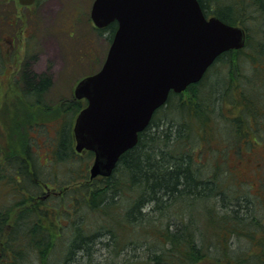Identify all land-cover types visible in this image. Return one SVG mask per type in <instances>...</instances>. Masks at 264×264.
I'll list each match as a JSON object with an SVG mask.
<instances>
[{
	"label": "trees",
	"instance_id": "1",
	"mask_svg": "<svg viewBox=\"0 0 264 264\" xmlns=\"http://www.w3.org/2000/svg\"><path fill=\"white\" fill-rule=\"evenodd\" d=\"M198 1L206 16L243 27L245 47L223 53L199 83L172 92L108 177L92 179L94 152L75 149L74 123L87 102L60 101L61 114L48 123L44 95L52 80L23 63L15 82L28 121L18 108L15 119L4 118L9 147L0 131L1 196L16 199L0 206V264H82L86 256L88 264H264V210L260 217L255 205L264 206V177L255 195H228L245 190L230 156L250 155L264 138V0ZM117 28L97 31L111 44ZM49 188L55 194L47 197ZM244 195L259 211L248 224L240 208L220 210L227 198Z\"/></svg>",
	"mask_w": 264,
	"mask_h": 264
},
{
	"label": "water",
	"instance_id": "2",
	"mask_svg": "<svg viewBox=\"0 0 264 264\" xmlns=\"http://www.w3.org/2000/svg\"><path fill=\"white\" fill-rule=\"evenodd\" d=\"M91 19L100 29L118 23L102 68L74 91L88 102L74 125L76 151L95 153L94 179L113 173L171 92L199 83L223 53L242 49L246 31L207 18L198 0H95Z\"/></svg>",
	"mask_w": 264,
	"mask_h": 264
},
{
	"label": "rangeland",
	"instance_id": "3",
	"mask_svg": "<svg viewBox=\"0 0 264 264\" xmlns=\"http://www.w3.org/2000/svg\"><path fill=\"white\" fill-rule=\"evenodd\" d=\"M93 2L94 0H39L35 5L25 8L18 0H0V52L5 55L6 62L0 75V114L3 111V117L0 116V131L6 147H9L12 140L9 141L5 119H15L18 115L17 108L19 115L27 119V115L22 112V107L27 108L22 101L23 91L15 82L23 63L28 62L27 69L33 73L49 75L52 80L53 87L44 95L52 109H48L50 112L46 114L48 123H54L61 114L58 112L60 101L74 99L77 84L102 67L110 43L107 40L108 33L100 34L93 25ZM244 152L242 158L230 156L229 163L234 167L237 179L241 181L237 187L245 189L241 191L233 187L228 195L235 197L243 193L255 195L263 182L264 138L258 139V144L250 155ZM3 191H0V206L9 207L16 199L2 197ZM45 193L49 196L55 194L52 189H45ZM255 205L262 214L264 206L261 200H257ZM19 208H16L18 212ZM195 208L197 211L201 208L199 203ZM100 252L104 259L107 250L102 249ZM109 256L111 258L112 254ZM110 258L108 259L112 260ZM121 260L122 258L117 264Z\"/></svg>",
	"mask_w": 264,
	"mask_h": 264
},
{
	"label": "bare ground",
	"instance_id": "4",
	"mask_svg": "<svg viewBox=\"0 0 264 264\" xmlns=\"http://www.w3.org/2000/svg\"><path fill=\"white\" fill-rule=\"evenodd\" d=\"M75 149H76V147H75ZM93 179V178H92ZM50 189V188H49ZM46 194V193H45ZM44 194V195H45ZM45 196H47V197H49V195H45ZM224 205L223 206H221V211L224 213V214H231L232 212H236L235 210H237V208H240V212H239V215L241 216V217H245V220H244V222L246 223V224H248V222H249V220H250V218H252L253 216H256L257 214H258V212L259 211H257V208L256 207H253V209H252V205L250 204V202L248 201V199L246 198V196H244L240 201H238V202H236V200H235V198L234 197H231L230 199H226L225 201H224V203H223ZM10 207H11V205H10ZM154 207H152V206H150V207H148L147 206V204L146 205H144V207H143V210H144V212L145 213H148V212H151L152 211V209H153ZM260 214V217H263L262 216V214L261 213H259ZM195 218H198V216L196 215L195 217H194V222H195ZM254 218V217H253ZM190 221V218H187V222H189ZM173 224H179V222H176V221H173L172 222ZM172 224V225H173ZM180 225V224H179ZM99 246L100 245H96L95 247H94V256L96 257L97 256V254H98V250H99ZM136 253H138V252H136ZM102 257V256H101ZM82 260H83V258H81ZM87 256L85 257V259L83 260V263L82 264H88L87 263ZM89 262V261H88ZM51 263H52V261H51ZM75 264H77V263H75Z\"/></svg>",
	"mask_w": 264,
	"mask_h": 264
}]
</instances>
